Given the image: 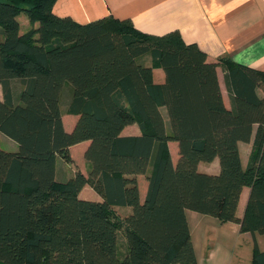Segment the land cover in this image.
Returning <instances> with one entry per match:
<instances>
[{
  "label": "trees",
  "instance_id": "trees-1",
  "mask_svg": "<svg viewBox=\"0 0 264 264\" xmlns=\"http://www.w3.org/2000/svg\"><path fill=\"white\" fill-rule=\"evenodd\" d=\"M55 1L0 0V133L17 143L0 147V264H196L187 209L264 236V71L208 61L177 30L142 32L110 14L87 23L58 16ZM22 13L30 24L23 32ZM144 54L150 65L138 60ZM157 67L165 75L159 84ZM65 82L68 111L78 115L70 131L59 107ZM132 123L140 133L121 135ZM252 136L242 167L238 142ZM82 141L87 172L56 180L57 158L72 162L69 147ZM169 141L178 145L175 162ZM215 157L217 173L198 169ZM139 174L147 180L143 201ZM85 185L100 199L80 198ZM115 206L131 212L122 217ZM262 254L254 248L255 261Z\"/></svg>",
  "mask_w": 264,
  "mask_h": 264
},
{
  "label": "crops",
  "instance_id": "crops-1",
  "mask_svg": "<svg viewBox=\"0 0 264 264\" xmlns=\"http://www.w3.org/2000/svg\"><path fill=\"white\" fill-rule=\"evenodd\" d=\"M52 11L58 16H67L76 22H87L106 15L119 19H128L138 30L153 34H163L177 30L185 42L196 43L206 54L208 61L228 58L232 62L264 71V0H56ZM20 24V22H19ZM21 25V24H20ZM37 23H34L36 26ZM25 26L28 27L27 24ZM138 60L150 65V56L144 54ZM224 68L218 65L216 74L223 101L229 106V97L224 84ZM153 82L163 83L164 72L161 68H153ZM157 73V77H156ZM11 80V91L16 97L21 89L18 81ZM260 95L264 90H258ZM0 85V99H2ZM72 99V86L65 82L60 91L59 107L62 125L70 131L78 117L69 113L68 107ZM166 130L170 126L165 108H161ZM256 126L254 125V128ZM140 133L136 123L124 126L121 135L133 136ZM252 138L248 142H238L242 167L247 165L252 149ZM168 142L172 161V145ZM88 141H82L69 147L72 162L66 163L61 158L56 160L55 178L58 181L68 179L78 169L84 173L88 166L83 153ZM0 147L15 150L17 143L0 133ZM78 148L74 159L72 151ZM174 153V150H173ZM82 164L81 167L79 164ZM198 169L206 173L219 171L218 158L210 162H200ZM139 199L143 201L146 190V174L136 176ZM85 192V194H83ZM249 194L244 186L240 192L236 206V216L241 218ZM78 196L82 199L99 200L94 190L85 185ZM117 214L126 216L131 212L129 206H115ZM190 241L196 258V264H264V236L258 232H241L239 224L234 221H220L211 215L187 209L185 211ZM254 248L263 253L255 261Z\"/></svg>",
  "mask_w": 264,
  "mask_h": 264
},
{
  "label": "rangeland",
  "instance_id": "rangeland-1",
  "mask_svg": "<svg viewBox=\"0 0 264 264\" xmlns=\"http://www.w3.org/2000/svg\"><path fill=\"white\" fill-rule=\"evenodd\" d=\"M18 22H20V24H21L20 25L21 32L25 31V29H27V28L30 27V24L28 22V19H27V17L23 13L18 16ZM87 22H79V23H87ZM25 24H27L28 27L25 26ZM156 77H157V73H156ZM17 83H18V81L15 80V84H17ZM164 112H166V111H164ZM173 150H174V153H173ZM78 151H79L78 148H76V149H74L72 151L73 157H74V159H76V161L81 159V155H80V157L77 156L78 153H79ZM177 157H178V145H177V143H174V145H172V158L175 159ZM173 162H175V161H173ZM79 165L81 167L82 164L80 163ZM83 194H85V192H83Z\"/></svg>",
  "mask_w": 264,
  "mask_h": 264
}]
</instances>
